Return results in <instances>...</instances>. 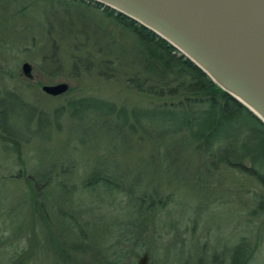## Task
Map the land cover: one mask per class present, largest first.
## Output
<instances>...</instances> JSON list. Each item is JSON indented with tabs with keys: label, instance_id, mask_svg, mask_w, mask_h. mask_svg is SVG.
<instances>
[{
	"label": "rangeland",
	"instance_id": "1",
	"mask_svg": "<svg viewBox=\"0 0 264 264\" xmlns=\"http://www.w3.org/2000/svg\"><path fill=\"white\" fill-rule=\"evenodd\" d=\"M64 10L57 0H0V135L20 141L17 154L0 141V242L11 247L12 256L21 251V264H63L56 244L68 234V222L57 212L62 208L85 225L90 245L83 255L91 262L90 250L105 256L109 248L108 256L109 250L128 253L124 262L129 264L143 253L147 264H238L235 258L231 263L232 254L241 245L240 261L264 264V212L251 214L262 191L253 180L222 168L205 173L202 157L175 144L177 139H133L102 128L98 117L81 113L71 119L60 108L68 100L89 98L126 109L155 108L163 102L148 101L125 87L137 71L136 50L111 18L94 10L93 20L71 19ZM68 21L73 22L70 31ZM112 39L127 49L126 56H116L108 46ZM73 58L80 65L87 61L88 70L81 66L72 74ZM22 63L29 64L32 79L21 74ZM57 83H66L70 93L52 98L40 91L42 85ZM5 93L29 108L4 98ZM74 105L72 110H79ZM32 108L37 115L30 120ZM56 108L58 118L53 116ZM90 169L108 174L112 183L118 179L119 187L136 195L156 190L161 207L145 215L137 229L128 223L135 212L127 193L81 188ZM38 173L49 174L50 181L33 194L25 180ZM57 183L66 196L56 191ZM29 191L34 206L46 210L45 227L30 219ZM30 251L28 258L25 252ZM64 258L69 264L79 260L73 252ZM3 259L0 250V264Z\"/></svg>",
	"mask_w": 264,
	"mask_h": 264
},
{
	"label": "trees",
	"instance_id": "2",
	"mask_svg": "<svg viewBox=\"0 0 264 264\" xmlns=\"http://www.w3.org/2000/svg\"><path fill=\"white\" fill-rule=\"evenodd\" d=\"M57 2L64 6L65 14L71 19V15H75L77 18L93 20L94 10L100 11L106 18H111L114 26L123 31V35L127 34L130 37L131 46L136 50L137 71L125 80V87L135 94L145 97L148 101H163L155 108L140 109L132 107L126 109L122 106L117 107L112 103L90 98L80 99L76 102L68 100L64 106L60 107L67 113L68 117L72 119L79 117L81 113L90 114L100 119L102 128L124 132L133 139H156L159 142L163 139H177L175 144L190 148L202 157V167L205 173H216L222 168L253 180L261 189L262 195L256 196V203L251 214L263 213L264 125L244 106L212 83L191 62L179 55L174 48L150 31L122 15L91 1L70 0L68 2L71 5L63 0H57ZM66 25L69 27L66 30L70 31L73 22L68 21ZM108 46H113L116 56H126L127 49L114 42L113 39L108 43ZM51 48L54 49L53 45H51ZM107 50L112 52L111 48H107ZM78 62L80 63L79 59L73 58L70 64V72L74 75H76V70L81 66L85 72L88 70L89 63L87 61L82 63V65ZM71 89V87L68 88L67 92L62 96H67ZM5 94L4 98L11 99L21 107H24V109L29 108L30 105L20 100L17 96ZM166 101H168V104L165 103ZM75 103L79 106V110H72ZM69 108L72 113H69ZM32 109L33 116L30 117V120L37 115L35 108ZM59 113L60 110L56 108L53 111V116L58 118ZM37 117L41 116L38 115ZM103 119H106V121L104 122ZM135 136L138 137L136 138ZM2 138L0 135V141L10 144L12 152L17 154V146L20 141L15 142ZM98 173L90 169L88 176L81 183V188L92 190L93 187L102 186L103 188H110L117 195L120 191L127 193L129 201H133L131 212H135L132 218L134 221L129 220L128 223L134 227L136 226L137 229L143 227L140 224L145 215L151 216L156 211V208L161 207V201L157 198L156 190L152 189L144 193V195H136L134 190L119 187L121 181H118V179L112 183L108 174ZM33 179L31 176L26 177V187L33 194H37L40 188L49 184L50 175L38 173ZM57 187L60 191L57 189L56 191L60 192V195L66 192L63 184L57 183ZM30 191L28 193L25 192L28 195V201L32 205L28 213L30 219L36 221L40 226V222H42V226L44 225L45 227L46 218L43 214H46V210L42 211L40 206H34L35 202L31 201L32 199L29 195ZM67 204L68 202L66 201ZM57 212L62 220L68 222V226L65 229L68 234L61 239L60 237L56 239L58 250L63 256V259L60 260L61 263L69 264L70 262L66 260L68 258L64 257H67V252H73L79 256V260L75 264H129L128 260H126L127 263L124 262V257L128 253H112L109 250L108 256L107 250L109 248H105V256L96 249L90 250L93 252L90 257L94 258V260L92 262L89 258L86 260L87 257L83 254H85L90 244L89 237H86L87 229H85V225L82 226L80 222L78 223L72 215H67V211L62 208ZM34 215L38 216L37 220L33 218ZM43 218L45 219L44 221ZM29 230L33 235L32 224L31 227L29 226ZM19 231L21 230L17 229V232ZM27 232L28 229L25 233ZM8 244L11 245L10 242ZM10 248L6 243L4 246L0 242V250L4 256L1 263H23L22 257H19L21 251L13 252L14 255L12 256ZM234 251L231 263H233L235 258L238 264H244V260L240 261L243 256L241 245L236 246ZM25 253L28 258L32 255L31 251ZM113 255L116 258L118 256V259H115L116 261L111 259Z\"/></svg>",
	"mask_w": 264,
	"mask_h": 264
},
{
	"label": "water",
	"instance_id": "3",
	"mask_svg": "<svg viewBox=\"0 0 264 264\" xmlns=\"http://www.w3.org/2000/svg\"><path fill=\"white\" fill-rule=\"evenodd\" d=\"M133 21L174 48L264 125V0H87ZM20 72L32 79L30 66ZM66 83L42 85L59 97ZM135 264H147L146 253Z\"/></svg>",
	"mask_w": 264,
	"mask_h": 264
}]
</instances>
